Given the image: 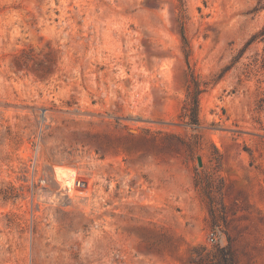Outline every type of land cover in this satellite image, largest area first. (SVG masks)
<instances>
[{
	"label": "rangeland",
	"instance_id": "obj_1",
	"mask_svg": "<svg viewBox=\"0 0 264 264\" xmlns=\"http://www.w3.org/2000/svg\"><path fill=\"white\" fill-rule=\"evenodd\" d=\"M263 27L264 0H0V264H264Z\"/></svg>",
	"mask_w": 264,
	"mask_h": 264
},
{
	"label": "trees",
	"instance_id": "obj_2",
	"mask_svg": "<svg viewBox=\"0 0 264 264\" xmlns=\"http://www.w3.org/2000/svg\"><path fill=\"white\" fill-rule=\"evenodd\" d=\"M260 34H264V27L261 29ZM255 37V36H254ZM254 37L251 39L253 40ZM183 42L186 44L184 35L182 33ZM250 42V41H248ZM186 56L189 55V51H185ZM190 80L192 83L191 89L188 91V101L186 103V106L184 107V116L186 117L187 124H190L193 127H196L199 124V118H198V110H199V94L204 89V84H201L196 77L193 75V73H190ZM203 85V86H202ZM16 196V195H15ZM0 197L7 198L8 196L4 190H0Z\"/></svg>",
	"mask_w": 264,
	"mask_h": 264
}]
</instances>
